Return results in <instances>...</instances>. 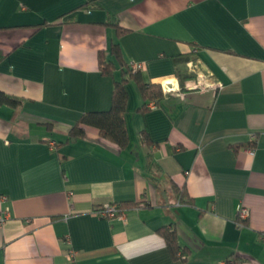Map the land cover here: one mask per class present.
I'll return each instance as SVG.
<instances>
[{"label":"crops","instance_id":"crops-1","mask_svg":"<svg viewBox=\"0 0 264 264\" xmlns=\"http://www.w3.org/2000/svg\"><path fill=\"white\" fill-rule=\"evenodd\" d=\"M115 42L172 92L143 111L130 80L127 145L67 143L112 106ZM0 55V264H264V0H0Z\"/></svg>","mask_w":264,"mask_h":264},{"label":"trees","instance_id":"trees-1","mask_svg":"<svg viewBox=\"0 0 264 264\" xmlns=\"http://www.w3.org/2000/svg\"><path fill=\"white\" fill-rule=\"evenodd\" d=\"M114 25L119 35L125 33L117 23ZM111 55L121 67V77L119 79L114 78L112 106L108 111L83 114L69 131L67 143H75L83 139L86 135V127H93L99 130L103 138L117 144L119 147H125L128 143L125 114L129 98L126 84L130 80H135L139 87L143 99L141 110L146 111L149 102L155 101L158 104L163 99L164 93L162 86L157 83H147L144 81L140 72H134L131 66L125 62L118 42L111 45ZM2 59L3 56L0 55V61ZM180 61L188 62L190 59H176V62ZM115 67L116 64L113 60H107L103 54L99 55V68L103 75L114 77L113 71ZM179 80L181 88L184 89L183 79L179 78ZM0 104L18 108L22 104V101L0 92ZM146 138L148 139V137ZM159 234L164 238L173 258L175 260H184L188 252L178 244L175 230L162 228L159 230Z\"/></svg>","mask_w":264,"mask_h":264},{"label":"built area","instance_id":"built-area-1","mask_svg":"<svg viewBox=\"0 0 264 264\" xmlns=\"http://www.w3.org/2000/svg\"><path fill=\"white\" fill-rule=\"evenodd\" d=\"M130 66L134 72L140 71L143 67L142 64H131ZM161 86H162L164 94L172 92V88L168 87V89H166L163 83H161ZM155 105L156 104H154L153 106ZM255 138H256V135H253L252 139L254 140ZM55 145H56L55 142L51 144L52 147H54ZM96 213L99 214V216L104 217V218H115V217L120 216L123 213V209L118 204H106L103 207H101L99 210H97ZM238 215L241 219H247L249 217V210L247 208L240 207L238 211ZM2 223H3V218L0 217V225ZM68 260H69V264H75L76 261H75V257L72 252L69 254Z\"/></svg>","mask_w":264,"mask_h":264},{"label":"bare ground","instance_id":"bare-ground-1","mask_svg":"<svg viewBox=\"0 0 264 264\" xmlns=\"http://www.w3.org/2000/svg\"><path fill=\"white\" fill-rule=\"evenodd\" d=\"M168 89V88H167Z\"/></svg>","mask_w":264,"mask_h":264}]
</instances>
